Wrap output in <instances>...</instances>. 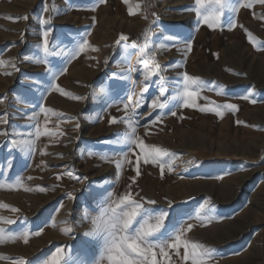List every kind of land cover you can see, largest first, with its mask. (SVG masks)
Listing matches in <instances>:
<instances>
[{"label": "rangeland", "instance_id": "rangeland-1", "mask_svg": "<svg viewBox=\"0 0 264 264\" xmlns=\"http://www.w3.org/2000/svg\"><path fill=\"white\" fill-rule=\"evenodd\" d=\"M230 2L233 10L205 0L202 11L222 13L210 28L195 0H0V264H43L57 248L92 264L102 240L85 235L91 218L128 191L168 209L182 240L230 251L205 264H264V4ZM121 34L128 41L118 44ZM135 37L166 57L139 109L129 82L106 104L120 90L121 46L134 56ZM185 74L199 78L191 107ZM160 88L167 106L149 108ZM139 141L175 156L145 164ZM25 142L31 150L17 147ZM23 232L27 243L11 238ZM167 251L168 264H191L183 246Z\"/></svg>", "mask_w": 264, "mask_h": 264}, {"label": "snow or ice", "instance_id": "snow-or-ice-1", "mask_svg": "<svg viewBox=\"0 0 264 264\" xmlns=\"http://www.w3.org/2000/svg\"><path fill=\"white\" fill-rule=\"evenodd\" d=\"M127 2V0H125ZM211 3L218 5L220 8L232 9L230 0H210ZM256 2L264 4V0H256ZM205 4V0H195V8L198 18L202 19L210 28L219 22L222 13L220 11L206 12L202 11ZM243 7H249L250 4H244ZM129 14H132V10L129 9ZM15 19V18H9ZM235 27V25H231ZM48 32H44V52L47 54L48 49ZM167 39H175V37L169 36ZM120 41H128V37L121 34L117 43ZM88 46V41L84 40L80 45V50L83 51L85 47ZM132 47H138L135 41L132 42ZM141 54L144 53L147 45L139 46ZM46 62V61H45ZM0 63H3L0 61ZM153 64L155 67L149 68L147 63L144 64V80L149 81L150 77L155 75L157 70L161 68L160 65L155 63L153 59ZM199 85V78H193L185 74L184 76V89L183 98L184 106L191 107L194 104V98L197 96L195 90H189L192 86ZM148 90V84H145L141 90V94ZM220 94V93H218ZM160 95H164V89H160ZM244 99H249V96L243 97ZM76 99H81L76 97ZM255 102V101H253ZM129 103H132L131 98H129ZM136 109L141 107L139 103V98L135 101ZM167 106L166 103H160L153 100L152 103L148 105L152 109H164ZM219 107V106H217ZM225 109L235 111L237 106L234 104H224ZM128 105H125V109ZM201 111H211L213 109L201 108ZM216 114L221 116L222 113L217 111ZM172 115H176L172 112ZM116 122L115 118L110 121V123ZM39 134V132H38ZM134 135V129L133 133ZM132 135L125 137V143H134ZM28 146L26 142L21 145H17L23 150V147ZM29 150H31L30 146ZM137 147L141 149V155L143 156V162L145 164L155 163L161 161L164 157L175 156V154L169 153L167 150L152 147L150 149L144 145L143 141L137 143ZM193 163L189 161V164ZM120 165H117L119 167ZM161 171L164 170V164H160ZM169 171H171V165H169ZM137 174H139V169L137 168ZM72 176L71 173H69ZM60 178L59 176L57 177ZM74 179H79L78 177L72 176ZM131 187V186H129ZM41 191L44 189L41 188ZM69 198H73L71 193L67 194ZM111 194H109L110 196ZM132 191L119 196L117 199L112 200L107 206H104L99 211L98 215L91 218V230L86 232L85 235L93 238L100 237L102 240L99 255L94 258L92 264H168L169 254L167 249H179L181 246L185 248L184 260H191V264H205L206 259H210L214 256L215 250L206 248L199 244H189L186 240H182V233L185 231L183 228H179V223L169 226L167 221L170 217V212L168 209H155L148 208L145 205H153L156 202L153 200H147L141 197L139 200L135 199ZM99 203V202H98ZM203 209L204 205L200 206ZM171 208V202L169 201V209ZM12 211H17V209H12ZM88 218V210L85 209V219ZM197 218H200L199 213H197ZM7 223L12 224L14 221H7ZM192 225H188V229H191ZM3 230L0 229V233ZM63 234L67 235L71 232L70 228L62 229ZM37 235L39 233H36ZM30 233L23 232L21 234L15 235L14 239H23L25 243L28 241ZM2 239V236H0ZM191 249V251H189ZM157 255L161 259H157ZM13 264H31V261H25L24 259H19L13 261ZM43 264H86L82 259H72L70 254L65 255L64 249L57 248L56 252L52 254L49 260L43 262Z\"/></svg>", "mask_w": 264, "mask_h": 264}, {"label": "bare ground", "instance_id": "bare-ground-1", "mask_svg": "<svg viewBox=\"0 0 264 264\" xmlns=\"http://www.w3.org/2000/svg\"><path fill=\"white\" fill-rule=\"evenodd\" d=\"M191 17H192V15L190 14V12L187 11L185 13V15L183 16V18H182L183 24L184 25H188L189 21H187V20H189V18H191ZM134 19L135 18H133V20ZM132 35H135V34H132ZM139 38L141 39V37H139ZM133 41H135L137 43V45H138V47H135V51L136 52H135V55L134 56L131 55V57H129L128 56V53H125V50H124L125 46L124 45L121 46V52H122L123 56H121V58L116 61L115 67L118 69V71L114 75V77L117 78L116 86H119V89L120 90L117 91L116 93H114L113 95H109V97L106 96L107 97L106 100L108 102V103L105 102L106 104H109V102H113L115 100V98L118 97L117 94H119V92L125 91V85H126L125 83L126 82H129V84L134 85V90L132 89V94H133V98H134V104H131V105L135 106V101L138 98H139L140 105L142 103L146 102V99L148 98L147 97V93H146V96L144 97V99H141L140 98V91L142 90V88L144 87L145 84H148V90H149L148 93H150L152 79L150 78L149 81H145L144 80V64L147 63L149 65V68H153V67H155V65L153 64V59L155 60V63L156 64H160L161 62H163V60L166 57L162 53V47H158L156 45V43H153V41H152L151 44H149V45L147 44V47H146V49H145V51H144L143 54H141V50H140V47H139V46H142V43H140L138 41V38L137 37H135L134 39L132 38V42ZM139 43H140V45H139ZM129 61L131 62L130 67H127V63ZM179 64L180 63L177 62L174 67L179 66ZM169 70L171 72H173L172 71L173 70V67L171 69H169ZM163 99H164L163 95H159L157 97V100L160 103L163 102ZM122 102L123 101H119L118 103H112V105H110V107L119 106V105H121L120 103H122ZM104 113H105V111H104ZM89 126L90 125H88V127ZM111 180H113V179H111ZM85 209H87V208L84 207L81 210V212H80V218H84L85 217ZM225 251L227 253L230 252L228 249L221 250V251L215 253L214 256L211 258V260L212 261L220 260L225 255V253H224Z\"/></svg>", "mask_w": 264, "mask_h": 264}]
</instances>
